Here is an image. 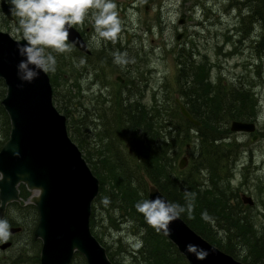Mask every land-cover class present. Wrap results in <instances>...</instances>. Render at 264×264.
I'll use <instances>...</instances> for the list:
<instances>
[{"label": "rangeland", "instance_id": "rangeland-1", "mask_svg": "<svg viewBox=\"0 0 264 264\" xmlns=\"http://www.w3.org/2000/svg\"><path fill=\"white\" fill-rule=\"evenodd\" d=\"M114 2L118 14H121V35H118L117 40L102 41L105 48L100 50L103 52L95 61L75 60L77 56H74L72 50L63 53L64 56L56 55L55 71L47 73L52 80L50 85L56 98L55 104L66 107V111L61 113L65 114L68 133L81 141L82 153L98 170L102 169L99 151H112L113 158L123 166L124 171L148 181L142 172L134 170L132 160L135 161V157L126 136L117 126L107 121L110 109L113 104H119V97L127 98L131 103L139 100L141 107L157 110L160 118L156 124L160 126V134L168 132L173 135L177 127L185 126L173 100L179 94L174 58L179 53L182 55L191 51L190 58L201 66V72L211 82H216L220 77L226 82L242 81L255 93L257 116L254 119V130H228L219 139V146H227V150L231 151L226 158L218 161V172L215 175L220 177L227 190L219 195L224 194V198L228 196L229 203L238 201L239 210L252 215L256 228L264 232V54L258 55L252 46L260 30L257 18L259 11H256L260 0ZM249 11L252 17L247 18L245 15ZM178 17H182L183 22L178 23ZM88 19L93 23L91 17ZM0 29L8 31L13 37L21 36L18 18L7 20L1 12ZM179 31L181 35L175 38ZM99 47L93 43V49L98 50ZM116 52L126 54L127 62L114 63L113 53ZM62 61L68 64L65 66ZM116 75L122 78L121 81L115 78ZM130 107L133 105L130 104ZM185 128L186 136L183 143L179 144L174 159V172L178 170L177 174L189 175L193 182L199 184L202 192L210 194L215 181L219 180L208 174L207 167L198 169L196 165L200 158L201 162L207 160L212 163L209 159L211 152L204 151L198 155L201 152L199 150H202V137L196 136L193 126ZM252 132L256 134L253 139L250 138ZM181 155L186 156V161L179 168L177 160ZM31 193L29 191L28 195ZM241 193L252 198L250 207L240 201ZM28 195L21 197L26 200ZM96 206L93 224L95 234L113 253V258L120 264H128L131 260L127 251L136 244V228L125 220V213L114 196L108 201L101 200ZM213 222L215 225H211L212 231H217V236L226 240L229 234L222 221L218 218ZM230 242L234 244L232 253L240 261L245 257L253 259L256 255L241 242L234 243L233 239Z\"/></svg>", "mask_w": 264, "mask_h": 264}, {"label": "trees", "instance_id": "trees-1", "mask_svg": "<svg viewBox=\"0 0 264 264\" xmlns=\"http://www.w3.org/2000/svg\"><path fill=\"white\" fill-rule=\"evenodd\" d=\"M6 2L9 3V0ZM256 11H259L257 18L260 30L252 41V46L258 55H263L264 8L262 0H260ZM245 17H252V13L249 11ZM12 19L14 20L13 15ZM191 54V51L182 55L179 53L174 58L177 65L176 83L179 91L177 97L188 112L199 121L198 124H192L180 115L184 125L186 127L193 126L196 136L202 137L200 139L202 150H199L201 152L198 155L204 151L211 152L209 159L212 163L207 160L201 162L200 158L199 164L196 165L198 169L207 167L208 174L219 180V182L215 181L210 194L202 192L199 184L196 181L193 182V178L189 175L177 174L178 170L174 172L177 148L179 144L183 143L186 136L185 126L177 127V131L173 135L168 132L160 134V126L156 124L160 118L157 110L153 111L151 108L141 107L142 104L139 103V100H134V103H131L129 99L119 97V104L112 105L107 121L117 126L126 136L135 157H133L135 161L132 160L134 170L142 172L148 181H145L144 178H136L131 173L124 171L123 166L116 162V158H113L112 151L109 153L99 151L98 156L102 169L98 170L86 154L82 153L81 141L77 137H72L67 131L80 149L90 170L98 179V191L90 203L88 223L90 231L104 246L112 264H120V262L113 258V253L95 234L93 227L96 203L104 199L108 201L112 196L118 200L119 207L125 213V220L130 222L138 233L135 246L127 251V256L131 260L128 264H187L175 246L163 234L150 227L143 215L138 213L135 208L138 202L145 200L148 182L155 184L169 203H176L184 207L185 211L181 213L180 217L209 242L229 253L232 257H235L232 253L234 244L230 242V239H233L234 243L241 242L248 250H252L256 254L255 256L252 255L254 256L253 259L243 258L244 264H264V232L256 228L252 215L239 210L238 201L229 203L228 196L225 195L227 198H224L222 197L224 194L219 195L226 193L227 190L221 183L220 177L215 175L218 172L216 170L219 167L218 161L226 158L231 151L230 148L227 150V146H219V139L224 137L229 130L226 123L231 118L255 119L257 116L255 93L248 84L242 81L226 82L220 77L216 82H211L201 72V66L195 64L194 59L190 58ZM60 56H64V54ZM62 63L65 66L68 64L65 61ZM49 81L52 82L50 78ZM3 93L4 84L0 79V98ZM51 100L58 111H66L64 105L55 104L56 98L52 91ZM130 104L133 107H130ZM65 126L68 130L66 121ZM8 127L7 115L0 104V145L7 137ZM101 137L102 134L100 139ZM104 137L109 138L108 136ZM205 186L207 187L208 183ZM18 190L22 197L29 193L23 184L18 185ZM189 205H191L190 208ZM205 213L209 217L207 220L204 219ZM218 218L229 234L226 236V240H223L221 236L218 237L217 231L213 232L211 229V225H215L213 221ZM1 219L7 220L10 225H19L20 230L17 231L19 245L16 249L18 251L14 252L12 243V246L7 247L6 258L1 259L0 255V264H37L40 243L38 239L32 238V229L37 220L35 206L31 203L19 205L15 201H10L6 204ZM235 258L237 259V257ZM67 264L86 263L83 257L74 251Z\"/></svg>", "mask_w": 264, "mask_h": 264}, {"label": "water", "instance_id": "water-1", "mask_svg": "<svg viewBox=\"0 0 264 264\" xmlns=\"http://www.w3.org/2000/svg\"><path fill=\"white\" fill-rule=\"evenodd\" d=\"M264 8V0H262ZM10 5L0 0V12L11 19ZM183 18L177 19L180 23ZM69 43L81 51H88L81 35L69 30ZM176 34V38L179 37ZM20 37H13L0 29V79L4 93L0 104L8 118V133L0 145V219L6 203L16 201L22 205L33 204L37 220L32 238L39 240L38 264H67L74 251L86 264H112L104 246L89 228L90 203L98 191V179L90 170L76 143L65 126V115L57 110L51 100V85L47 73L40 72L31 83L22 82L17 75V65L23 57L18 44H25ZM120 80L118 76L115 77ZM23 84L22 87L19 85ZM178 111L192 124H198L177 96ZM229 130L254 129V122L230 119ZM254 138V134L252 135ZM16 146L19 156L12 154ZM181 155L177 166L185 165ZM18 184L32 191L27 199L18 194ZM165 195L151 182L146 185L145 200ZM242 202L252 205L250 195L241 193ZM18 227H10V232ZM184 257L187 264H244L221 250L191 228L180 216L169 224L168 231H159ZM2 241L0 248L8 245ZM189 246L193 250H189ZM201 252L207 256L200 258Z\"/></svg>", "mask_w": 264, "mask_h": 264}, {"label": "clouds", "instance_id": "clouds-1", "mask_svg": "<svg viewBox=\"0 0 264 264\" xmlns=\"http://www.w3.org/2000/svg\"><path fill=\"white\" fill-rule=\"evenodd\" d=\"M9 12L18 18L21 38L25 44H18V53L23 59L17 65V75L22 82L31 83L40 72L55 71L56 55L72 50L68 43L70 29L82 26L91 13L94 35L92 41L97 47L102 41L115 42L121 32V20L114 0H9ZM114 63H126V54L113 53ZM23 84L19 85L22 87ZM12 154L19 156L18 147ZM3 180V173H0ZM191 205H189V208ZM146 223L156 231H168L169 224L185 211L176 203L166 202L161 197L143 200L135 205ZM204 219H209L204 214ZM10 224L0 219V240L10 236ZM192 251L193 247L189 246ZM207 256L201 252L200 258Z\"/></svg>", "mask_w": 264, "mask_h": 264}, {"label": "flooded vegetation", "instance_id": "flooded-vegetation-1", "mask_svg": "<svg viewBox=\"0 0 264 264\" xmlns=\"http://www.w3.org/2000/svg\"><path fill=\"white\" fill-rule=\"evenodd\" d=\"M119 2V1H118ZM9 4V3H8ZM119 15V14H118ZM121 15V14H120ZM119 15V16H120ZM89 17H91V13L85 18V21L83 23L82 26H76L74 28H76V30L79 32V34L81 35L88 51H81L79 49H77L76 47L72 46V44H70V46H72V52L74 54V56H77V57H74L75 60H81V61H85V62H89V61H95V60H98L102 54L103 51H100L102 50V48H105V46L103 44H101V47L97 49H93V41H92V37L94 35V27H93V23L90 22V19H88ZM180 18V17H178ZM177 18V19H178ZM187 19H189V16L187 17ZM183 22V21H182ZM181 23V22H180ZM180 34L181 35V31L177 32L176 34ZM179 35V36H180ZM176 36V35H175ZM176 38V37H175ZM96 51V52H95ZM70 52V51H69ZM95 52V53H94ZM70 57V56H69ZM117 76V75H116ZM115 76V77H116ZM122 78H120V80L118 81H121ZM174 100V98H173ZM175 102V101H174ZM176 103V102H175ZM177 105V104H176ZM178 108V107H177ZM249 121H253L254 120H249ZM255 126V125H254ZM254 130V129H253ZM252 130V131H253ZM244 132H247V131H244ZM251 132V131H250ZM254 134V138L256 137V134L254 132H252V134L250 135V138H252V135ZM19 185V184H18ZM18 194H19V190H18ZM20 195V194H19ZM239 199H240V195H239ZM241 201V199H240ZM16 202V201H15ZM242 202V201H241ZM18 204V202H16ZM244 203V202H242ZM7 204V203H6ZM246 204V203H245ZM20 205V204H19ZM24 205V204H22ZM248 205V204H247ZM6 206V205H5ZM250 206V205H249ZM5 209V207H4ZM4 209H3V214H4ZM3 217V215H2ZM10 227H18L17 230L15 231H12L10 232V236L9 238L6 240V241H9L8 245H6L5 247L3 248H0V255H1V259H4L6 258V254H3L4 251H8L7 250V247H9L12 243H13V248H14V252L16 253L18 251V249H16L19 245V239H18V235H17V231L20 230V226L19 225H10ZM15 235V236H14ZM2 241H5V240H0V243ZM38 264V263H37Z\"/></svg>", "mask_w": 264, "mask_h": 264}, {"label": "bare ground", "instance_id": "bare-ground-1", "mask_svg": "<svg viewBox=\"0 0 264 264\" xmlns=\"http://www.w3.org/2000/svg\"><path fill=\"white\" fill-rule=\"evenodd\" d=\"M11 16H12V14H11ZM7 20H12V17H11V19H8V18H6ZM123 24V23H122ZM149 26V25H148ZM146 29V28H145ZM148 30H149V28H148ZM148 30H147V32H148ZM125 31H127V30H125ZM146 31V30H145ZM160 31V30H159ZM152 32V31H151ZM121 35V34H120ZM176 35V34H175ZM118 76V75H117ZM118 78L120 79L121 77H119L118 76Z\"/></svg>", "mask_w": 264, "mask_h": 264}]
</instances>
